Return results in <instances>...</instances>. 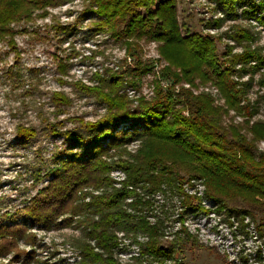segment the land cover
<instances>
[{
    "label": "trees",
    "instance_id": "16d2710c",
    "mask_svg": "<svg viewBox=\"0 0 264 264\" xmlns=\"http://www.w3.org/2000/svg\"><path fill=\"white\" fill-rule=\"evenodd\" d=\"M64 1L0 0V38L9 37L14 45L16 30L11 23L30 19L35 11L46 17L48 6ZM92 2L97 25L123 40L133 64L129 70L112 72L108 83H100L103 78L99 76V85L83 86L98 91L106 111L94 120L79 118L84 132H57L63 142L53 153L56 161L47 171V184L14 215H21V222L0 224V259H8L0 264H47L37 258L38 231L69 226L81 230L72 242L80 251L81 264H121L116 256L123 249L120 233L131 234L139 246L133 264H168L169 259L184 264L178 255L189 247L222 255L185 225L186 214L208 211L204 195L220 210L236 212L242 222L246 215L260 213L254 229L264 238V147L260 148L264 120L252 121L260 102L249 97L255 74L264 67L257 31L234 23L225 32L233 42L219 53L221 35L188 27L183 31L178 0ZM215 2L223 16L208 27H221L227 18L264 23V0ZM143 42L157 43L158 60L166 62L160 76L172 86L163 90L155 78L156 94L141 96L134 106L122 88L125 83L139 85L153 71V63L142 60ZM239 46L242 49L236 51ZM208 84L218 89L223 103L216 102L210 92H195ZM177 85L180 90L174 94ZM56 96L69 102L61 92ZM231 110L245 117V128L227 123ZM18 134L29 139L36 130L19 126ZM133 142H139L136 149L130 148ZM117 170L125 175L120 186L112 176ZM195 182L204 186L202 195L185 187ZM171 206L174 211L181 208L176 218L181 226L168 234ZM166 235L174 237L169 244H164ZM140 236L147 240H139Z\"/></svg>",
    "mask_w": 264,
    "mask_h": 264
},
{
    "label": "rangeland",
    "instance_id": "374dc122",
    "mask_svg": "<svg viewBox=\"0 0 264 264\" xmlns=\"http://www.w3.org/2000/svg\"><path fill=\"white\" fill-rule=\"evenodd\" d=\"M215 6V0H178L183 31L188 27L195 32L221 35L218 52L223 53L225 44L233 42L225 32L240 22L257 31V43L264 53V23L255 19L227 18L221 27H208L210 22L223 16L222 10ZM94 7L92 0H65L48 6L46 17L35 11L30 19L11 23L16 30L14 45L9 43V37L0 38V224L21 222L22 216L14 215L47 184V171L56 161L53 153L63 142V136L57 132H84L79 118L94 120L106 111L104 101L97 97L98 91H88L83 86L99 85V76L103 78L100 83H108L112 72L129 70L133 64L123 40L111 36L108 29H100L97 25L99 18L93 11ZM241 49L239 46L235 50ZM141 56L142 60L153 63V71L144 75L139 85L125 83L122 88L134 106L141 96L150 98L156 94L155 78L159 79L163 90L172 86L169 79L160 76V69L166 62H159L156 42H143ZM126 76L131 77L128 73ZM183 86L189 87L190 84ZM103 87L102 84L101 88L108 90ZM174 89L176 94L180 86ZM198 91L210 92L217 98L216 102L223 103L215 86L202 85L195 90ZM60 92L69 98L68 103L56 96ZM249 97L251 100L258 98L260 102L259 113L252 121L264 120V67L255 74ZM230 114L232 117L226 118L228 124L233 122L241 128L246 127L245 117L233 110ZM19 126L35 129L36 135L22 139L18 134ZM138 145L139 142H133L130 148L136 149ZM263 147L264 141L260 143V148ZM112 176L116 186H120L125 177L120 170L114 171ZM185 187L190 192L203 194L204 186L200 183ZM203 201L208 211L196 209L186 214L185 225L205 244L215 246L217 251L227 256L228 261L217 252L202 247L187 248L178 255V261L184 264H264V238H260L254 229L261 214L246 215L242 222L236 212L231 214L220 210L216 202L205 195ZM180 209L174 211L171 206L168 234L181 226L176 221ZM80 234L81 230L74 226L39 230L37 258L47 261V264H81L80 251L72 243L73 238ZM120 236L119 245L123 249L116 255L117 259L121 264L135 263L140 253L138 244L131 234L120 233ZM172 238L173 235H166L164 244H169ZM139 240L147 238L140 236ZM22 247L32 250L24 244ZM0 260L7 262L8 259ZM167 263L173 264V261L169 259Z\"/></svg>",
    "mask_w": 264,
    "mask_h": 264
}]
</instances>
